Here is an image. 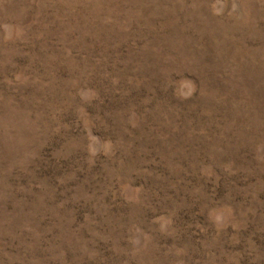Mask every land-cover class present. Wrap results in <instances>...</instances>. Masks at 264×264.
<instances>
[{
	"label": "rangeland",
	"instance_id": "374dc122",
	"mask_svg": "<svg viewBox=\"0 0 264 264\" xmlns=\"http://www.w3.org/2000/svg\"><path fill=\"white\" fill-rule=\"evenodd\" d=\"M0 264H264V0H0Z\"/></svg>",
	"mask_w": 264,
	"mask_h": 264
}]
</instances>
